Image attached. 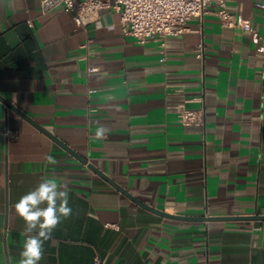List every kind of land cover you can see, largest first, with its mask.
Returning a JSON list of instances; mask_svg holds the SVG:
<instances>
[{
  "label": "crops",
  "instance_id": "1",
  "mask_svg": "<svg viewBox=\"0 0 264 264\" xmlns=\"http://www.w3.org/2000/svg\"><path fill=\"white\" fill-rule=\"evenodd\" d=\"M41 2L0 0V264H19L15 204L44 177L72 213L40 264H264V220L219 218L264 215V0H228L263 39L207 14L165 50L126 35L113 10L80 27ZM182 108L204 124L184 125Z\"/></svg>",
  "mask_w": 264,
  "mask_h": 264
},
{
  "label": "built area",
  "instance_id": "2",
  "mask_svg": "<svg viewBox=\"0 0 264 264\" xmlns=\"http://www.w3.org/2000/svg\"><path fill=\"white\" fill-rule=\"evenodd\" d=\"M41 6L44 11L61 7L73 15L75 23L80 27L96 21L101 11L113 10L120 13L126 35L135 37L140 43L157 39L164 50L169 36L181 34L190 19L207 14L217 15L226 27H241L255 39H263L249 20L229 10L228 0H42ZM258 50L264 52V43L260 44ZM199 57H202L201 52ZM179 115L184 125L204 124L203 110L182 108ZM5 134L10 140L18 137V132L11 129Z\"/></svg>",
  "mask_w": 264,
  "mask_h": 264
},
{
  "label": "clouds",
  "instance_id": "3",
  "mask_svg": "<svg viewBox=\"0 0 264 264\" xmlns=\"http://www.w3.org/2000/svg\"><path fill=\"white\" fill-rule=\"evenodd\" d=\"M108 131L103 126L98 127L95 138H105ZM46 159L51 165L58 164L51 155ZM15 211L25 222L26 235L19 264H40L45 242L52 239L57 226L72 213L66 186L54 178L44 177L35 189L20 197Z\"/></svg>",
  "mask_w": 264,
  "mask_h": 264
},
{
  "label": "water",
  "instance_id": "4",
  "mask_svg": "<svg viewBox=\"0 0 264 264\" xmlns=\"http://www.w3.org/2000/svg\"><path fill=\"white\" fill-rule=\"evenodd\" d=\"M7 104L15 109L21 116H23L24 118L28 119L29 121H31L33 124H35L38 128H40L43 132H45L48 136H50L54 141H56L57 143H59L60 145H62L66 150H68L71 153H75V151H73L70 147H68L65 143H63L57 136H55L53 133H51L49 130L45 129L44 127H42L41 125H39L38 123H36L35 121H33L30 117H28L25 113L19 111L18 108L14 107L11 103L7 102ZM83 161L85 163H87L86 159H83ZM89 167L91 169H93L95 172H97L99 175H101L102 177H104L105 179H107L108 181H110L115 187H117L119 190H121L122 192H125L119 185H117L116 183H114V181H112L107 175H105L102 171H100L99 169H97L96 167H94L93 165L89 164ZM137 203H139L141 206H143L146 209H149L153 212H155L156 214L162 215L164 217H168V218H175V219H182V220H187L190 217H185V216H180V215H174V214H170L164 211H161L159 209L150 207L149 205L143 203L142 201H140L139 199L133 198ZM217 217H201V220H213ZM222 219H240V220H264V215H246V216H229V217H219Z\"/></svg>",
  "mask_w": 264,
  "mask_h": 264
}]
</instances>
